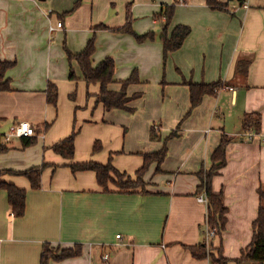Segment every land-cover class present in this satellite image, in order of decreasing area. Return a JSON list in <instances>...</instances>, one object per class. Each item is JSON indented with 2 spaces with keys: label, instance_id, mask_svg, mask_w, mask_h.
Here are the masks:
<instances>
[{
  "label": "crops",
  "instance_id": "obj_1",
  "mask_svg": "<svg viewBox=\"0 0 264 264\" xmlns=\"http://www.w3.org/2000/svg\"><path fill=\"white\" fill-rule=\"evenodd\" d=\"M75 1L0 0V61H15L6 71L10 89L0 90V126L26 120L36 130L28 145L20 136L6 140L5 132L0 133L8 145L0 152V170L45 165L38 189L24 175L2 176L26 189V208L22 216H14L6 191L0 189V264H39L44 242L82 245L80 255L49 264H212L209 258L193 257L187 246L215 242L201 234L206 205L194 192L200 183L196 172L211 166L223 132L233 138L212 190H223L228 208L223 255L238 257L251 239L257 189L264 186V0H248L247 6L218 0L227 4L226 10L211 8L207 0L178 2L170 28L184 24L191 31L165 61L155 14L175 0H82L70 12ZM129 1L133 30H153L154 40L138 42L133 34L110 30L125 24ZM58 21L61 27L55 26ZM92 35V65L114 59L109 88L120 89L119 80L137 70L140 82L127 86L128 95L141 92L131 102L134 111L105 109L96 100L99 84H87L77 62L68 60L64 45L79 52ZM241 59L250 60L246 73L236 70ZM71 67L78 79H70ZM187 81L221 85L185 117ZM49 82L58 88L56 105L46 99ZM251 111L261 115L260 132L240 139L243 114ZM181 120L180 135L168 141L161 171L154 162L144 175L148 194L140 189L104 192L95 171H72L68 165L106 163L111 157L117 170L134 176L143 164L140 153L162 146L161 139H150V125L160 123L165 137ZM74 129L70 159L53 146ZM96 141L101 148L94 152ZM109 188L117 190L113 184Z\"/></svg>",
  "mask_w": 264,
  "mask_h": 264
},
{
  "label": "trees",
  "instance_id": "obj_2",
  "mask_svg": "<svg viewBox=\"0 0 264 264\" xmlns=\"http://www.w3.org/2000/svg\"><path fill=\"white\" fill-rule=\"evenodd\" d=\"M82 0H76L73 11ZM178 0H175L169 4H163L160 11L155 14L156 20L161 29V34L158 36L163 46V60L165 61L168 54L177 50L182 45V42L188 36L191 29L188 25L177 24L170 28L171 22L174 16L175 6ZM208 6L214 9H228L226 3L218 0H207ZM132 1H129L126 5V21L122 26L113 27L110 30L114 32H124L133 34L138 42H144L148 40H154L156 34L153 30L138 34L132 28V13H131ZM98 27L106 28V25L99 24ZM95 35H92L85 44V47L79 52H71L65 45L64 50L68 56V60H75L79 66L81 78L87 83H98L99 92L97 94V102H101L105 109L109 110L117 108L127 112L134 111V106L131 102L141 96V92H135L131 95L127 93V86L131 83L140 82L137 70H133L130 75L122 80H119L121 85L120 89L114 90L109 88L110 83L114 82L115 63L112 57H106L100 61L97 65H92L91 57L95 51ZM15 61H0V90L10 89V80L6 78V71L14 65ZM250 60L241 59L238 61L236 70L240 73H246ZM70 79H78L73 68H70ZM189 87V110L185 117L192 112L202 101L203 97L207 94H215L218 87L221 85L220 81L216 82H185ZM46 99L48 103L56 105L58 98L57 86L49 82L46 87ZM73 97V94L70 95ZM184 117V118H185ZM183 120V119H182ZM182 120L178 125L172 129L169 134L162 137L160 134V123H152L149 128V137L151 140L161 139L162 146L156 151L141 152L143 157V164L135 171V178L126 172H120L117 170L111 162V157L106 163H99L96 161H83V162H70L72 171L77 170H93L96 173V179L98 184L103 188L104 192H132L137 189L139 191L148 194L146 190L144 175L148 171L149 166L156 162V171L160 172V164L164 161L168 154V141L174 137L180 135V126ZM46 126V125H44ZM242 132L251 131L253 136L259 134L261 129V115L258 111L245 112L241 121ZM76 130L74 129L71 134L54 144V150L66 158L72 159L74 156V138ZM252 136V138H253ZM22 138V144L28 145L32 141V136H20ZM232 136L226 133H222L218 145L211 153V166L208 169L201 168L196 172L200 183L198 184L194 194H204L207 199L206 203V215L201 234L205 239L207 230L214 231L212 237L215 242H211L208 246L203 242L195 245H189L187 248L195 258H209L212 264H264V186H259L257 189L259 197V206L257 208V214L252 221V236L249 243L241 248L240 255L236 258H228L223 255L222 245V233L226 227V212L227 206L224 202V193L221 189L219 192L212 190V180L215 175L220 172L227 161V145L232 140ZM240 139L250 140L247 137L241 136ZM2 134H0V152L6 151L8 145L5 141H2ZM100 142L96 141L93 145V151L97 152L101 146ZM45 165H37L29 167L22 171L0 170V189L5 190L8 197V203L11 207L14 216H22L25 212L26 204V189L16 186L14 183L6 181L2 176L6 173H14L24 175L32 189H38L41 186V174ZM110 184L116 186L117 190H111ZM140 187V188H138ZM212 239V240H213ZM82 252V245L75 243L73 247H60L51 245L49 242L42 244V250L40 255L39 264H49L50 260H63L69 257L80 255Z\"/></svg>",
  "mask_w": 264,
  "mask_h": 264
},
{
  "label": "built area",
  "instance_id": "obj_3",
  "mask_svg": "<svg viewBox=\"0 0 264 264\" xmlns=\"http://www.w3.org/2000/svg\"><path fill=\"white\" fill-rule=\"evenodd\" d=\"M185 0H178V2H184ZM239 5L242 6H247L248 4V0H239ZM235 8V6H233ZM62 23L61 21H58L56 23V27H61ZM54 26H50V29H54ZM245 137H247L248 139L252 138V136L254 135L253 132L248 131V132H244L242 133ZM36 135V130L35 128L30 124V122L26 121V120H21L18 122H14L12 123L8 129L5 131V138L6 139H11L13 137H19V136H35ZM197 200L201 203H204L206 205L207 203V199L205 198L204 194H199L197 197ZM120 234H117L116 237H119ZM214 236V231H208L206 232V241H208L210 238H212ZM109 258L108 253H104L102 255V259L104 261H106Z\"/></svg>",
  "mask_w": 264,
  "mask_h": 264
},
{
  "label": "water",
  "instance_id": "obj_4",
  "mask_svg": "<svg viewBox=\"0 0 264 264\" xmlns=\"http://www.w3.org/2000/svg\"><path fill=\"white\" fill-rule=\"evenodd\" d=\"M11 124L12 123H7L6 125L0 126V133H4Z\"/></svg>",
  "mask_w": 264,
  "mask_h": 264
},
{
  "label": "rangeland",
  "instance_id": "obj_5",
  "mask_svg": "<svg viewBox=\"0 0 264 264\" xmlns=\"http://www.w3.org/2000/svg\"><path fill=\"white\" fill-rule=\"evenodd\" d=\"M242 133H244V132H242ZM241 135H243V134H241ZM4 139H6L5 137H4ZM6 140H8V139H6ZM136 176H135V174H134V176H132V178L134 179ZM144 182H145V184H146V181L144 180ZM138 188H140V187H138ZM210 243H208V245H209ZM207 245V246H208Z\"/></svg>",
  "mask_w": 264,
  "mask_h": 264
}]
</instances>
